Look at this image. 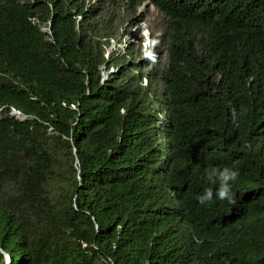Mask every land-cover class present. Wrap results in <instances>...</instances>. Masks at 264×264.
Returning <instances> with one entry per match:
<instances>
[{
    "label": "trees",
    "instance_id": "obj_1",
    "mask_svg": "<svg viewBox=\"0 0 264 264\" xmlns=\"http://www.w3.org/2000/svg\"><path fill=\"white\" fill-rule=\"evenodd\" d=\"M0 108V264H264V0H0Z\"/></svg>",
    "mask_w": 264,
    "mask_h": 264
},
{
    "label": "clouds",
    "instance_id": "obj_2",
    "mask_svg": "<svg viewBox=\"0 0 264 264\" xmlns=\"http://www.w3.org/2000/svg\"><path fill=\"white\" fill-rule=\"evenodd\" d=\"M150 43H155V41H151ZM144 55L153 62L155 61V56L148 50L147 45L145 46ZM203 174L209 184L214 187L204 188L197 196L200 204L211 203L214 198L217 201H226L229 205L236 203L232 182L238 177V170L228 166L217 167L209 165L203 169Z\"/></svg>",
    "mask_w": 264,
    "mask_h": 264
},
{
    "label": "rangeland",
    "instance_id": "obj_3",
    "mask_svg": "<svg viewBox=\"0 0 264 264\" xmlns=\"http://www.w3.org/2000/svg\"><path fill=\"white\" fill-rule=\"evenodd\" d=\"M146 5H147V4H146ZM146 5H145L144 7H142L140 10H142V11L145 10ZM143 25L146 26V23H143V24L140 25V30H141V34L145 37V40H146L144 43L147 44L148 41H149V39H147L146 35H145L144 32H143ZM146 28H147V27H146ZM147 30H148V29H147ZM127 36H129V35H127ZM148 38H149V35H148ZM126 39H127V38H125V40H124V38H123V40L121 39L120 41L115 40V39H112L114 42H113V43H110L107 52H108V51H112V52H114L113 55H117V53H119L120 51L122 52V51H123V48L125 47V41H126ZM119 50H120V51H119ZM118 51H119V52H118ZM110 70H111V71H110ZM116 70H117V67L111 65V66L108 68V70L106 71V73H103V72H102L103 78H104V79L112 78V77L114 76V73L116 72ZM108 72L112 73L113 76H111L110 73H108Z\"/></svg>",
    "mask_w": 264,
    "mask_h": 264
},
{
    "label": "water",
    "instance_id": "obj_4",
    "mask_svg": "<svg viewBox=\"0 0 264 264\" xmlns=\"http://www.w3.org/2000/svg\"><path fill=\"white\" fill-rule=\"evenodd\" d=\"M146 4H147V2L144 3L143 7H144ZM143 32H144V34L146 35L147 39H149V38H148V30H147V28H146L145 25H143ZM13 110H14V111H13V114L23 116V117H24L23 120H25V116H24V115L20 114V112L17 111V110H15V109H13ZM4 257H5V262H4V264H8L9 261H10V258H9V256H8V254L5 253V254H4Z\"/></svg>",
    "mask_w": 264,
    "mask_h": 264
},
{
    "label": "built area",
    "instance_id": "obj_5",
    "mask_svg": "<svg viewBox=\"0 0 264 264\" xmlns=\"http://www.w3.org/2000/svg\"><path fill=\"white\" fill-rule=\"evenodd\" d=\"M90 1L93 2V1H95V0H90ZM113 42H114V41H113L112 39H110V43H113ZM110 71H111V70H110ZM108 73H110V72H108ZM110 75L113 76L112 73H110ZM0 110H1V108H0ZM13 111H14L13 108H11L10 111H9V114H10V115H14L16 118H18V119H20V120H23V118H24L23 116H21V115H15V114H13Z\"/></svg>",
    "mask_w": 264,
    "mask_h": 264
}]
</instances>
